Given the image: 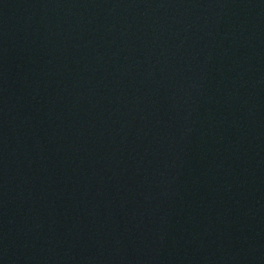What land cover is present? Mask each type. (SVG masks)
Returning <instances> with one entry per match:
<instances>
[{"label":"water","instance_id":"95a60500","mask_svg":"<svg viewBox=\"0 0 264 264\" xmlns=\"http://www.w3.org/2000/svg\"><path fill=\"white\" fill-rule=\"evenodd\" d=\"M0 264H264V0H0Z\"/></svg>","mask_w":264,"mask_h":264}]
</instances>
